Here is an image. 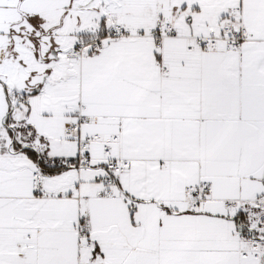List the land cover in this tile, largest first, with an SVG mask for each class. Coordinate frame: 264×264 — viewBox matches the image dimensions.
I'll use <instances>...</instances> for the list:
<instances>
[{
	"label": "snow or ice",
	"instance_id": "snow-or-ice-1",
	"mask_svg": "<svg viewBox=\"0 0 264 264\" xmlns=\"http://www.w3.org/2000/svg\"><path fill=\"white\" fill-rule=\"evenodd\" d=\"M0 264H264V0H0Z\"/></svg>",
	"mask_w": 264,
	"mask_h": 264
}]
</instances>
